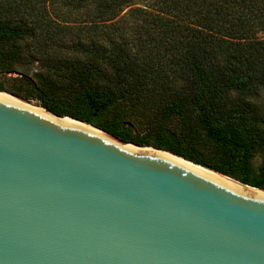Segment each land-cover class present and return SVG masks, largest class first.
<instances>
[{
    "label": "trees",
    "instance_id": "obj_1",
    "mask_svg": "<svg viewBox=\"0 0 264 264\" xmlns=\"http://www.w3.org/2000/svg\"><path fill=\"white\" fill-rule=\"evenodd\" d=\"M0 91L264 189V0H0Z\"/></svg>",
    "mask_w": 264,
    "mask_h": 264
},
{
    "label": "water",
    "instance_id": "obj_2",
    "mask_svg": "<svg viewBox=\"0 0 264 264\" xmlns=\"http://www.w3.org/2000/svg\"><path fill=\"white\" fill-rule=\"evenodd\" d=\"M0 264H264V189L0 91Z\"/></svg>",
    "mask_w": 264,
    "mask_h": 264
},
{
    "label": "rangeland",
    "instance_id": "obj_3",
    "mask_svg": "<svg viewBox=\"0 0 264 264\" xmlns=\"http://www.w3.org/2000/svg\"><path fill=\"white\" fill-rule=\"evenodd\" d=\"M38 65H35L34 67L31 68L30 73H34L35 71L38 70ZM13 76H18V74H13ZM36 105H38L36 102H34ZM191 112H193V122L197 125L198 122V117H197V112H194V109H191ZM204 143H206V145H209V142H206V139L204 141ZM264 163V152L263 151H256L254 153V157H253V166L255 170H259V168L262 166V164Z\"/></svg>",
    "mask_w": 264,
    "mask_h": 264
}]
</instances>
